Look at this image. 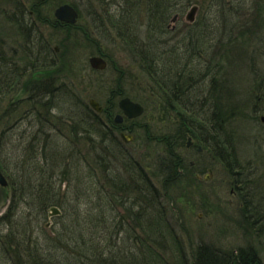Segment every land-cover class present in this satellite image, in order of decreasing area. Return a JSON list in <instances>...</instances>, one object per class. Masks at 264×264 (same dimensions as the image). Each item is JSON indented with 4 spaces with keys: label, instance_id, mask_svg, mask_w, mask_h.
I'll use <instances>...</instances> for the list:
<instances>
[{
    "label": "rangeland",
    "instance_id": "1",
    "mask_svg": "<svg viewBox=\"0 0 264 264\" xmlns=\"http://www.w3.org/2000/svg\"><path fill=\"white\" fill-rule=\"evenodd\" d=\"M44 1L0 0V133L5 134L4 156L9 166L15 169L20 158L26 161L27 156L21 155L23 145L18 143L17 137L20 134L29 135L30 128L24 122L25 118L22 120L21 117L31 109L32 101H37L42 92L46 91L44 86H47L48 80L55 81L53 86L51 83L49 85L51 92L62 83V80H65V83L74 82L77 88L75 91L79 94L81 92L82 95L77 93L81 98H77L76 102L89 105L91 100H95L104 111L112 106L113 120L120 114L118 108L120 100L131 98L145 108L143 117L136 121L137 125L147 127L145 130L137 131L135 140L125 150L144 168L150 182L156 188L157 195L152 207L165 213L164 218L175 231L176 238L179 239L176 241L182 244L189 264L193 263L194 256L201 246L216 249L223 254L255 252L264 264V145L260 147L256 145L254 137L258 130L251 120L252 115L245 109L247 104H251L254 96L252 89L260 84L264 87V0L222 2L220 7L227 10L226 17L223 18V23L228 26L227 30L229 31L233 23V34L237 28L243 31L238 34L239 50L230 45L231 43L228 44L229 42L222 48L218 44L220 41L215 40L218 35L222 38L221 34H205L202 39L199 34L196 36L192 34L196 40L193 45L197 49L195 62L201 60L204 66L206 63L215 62L212 60L220 57L221 52L225 55L224 78L221 77V81H225L227 86L223 88V97H228V100L230 97L233 113L228 117L232 121V128L228 124V129L232 131L224 136L229 139L234 154L246 170V174L244 173L240 180L243 182L244 192L250 195L248 206H253L252 211L246 213L244 211L247 204L239 195L234 194L235 178L226 173L218 159L215 160L210 155L204 143L194 138V146L188 148V139L193 136L188 134L183 141L171 145V149L164 143L158 144L162 138H175L180 125L173 117L174 114L162 104L163 100L152 82L139 69L137 59L130 56L129 51L116 36V31L114 29L112 31L110 25L104 21L106 20L103 19L104 10L108 9L115 15L119 7L117 8L114 3L104 7L96 0ZM21 2L23 5L24 2L37 3L33 17L37 21L35 31H31L30 23L24 20L22 22L26 26L25 31L30 29V33L22 32L23 28L21 30L18 23L17 16L20 12L16 7ZM235 3L239 4L236 10L240 15L237 19L229 21L232 15L228 10L236 8ZM64 4H70L77 10L80 16L77 23L79 28L70 30L57 27L54 13ZM147 4L148 0H143V12L147 9ZM195 5L199 8L195 22L204 16L211 19L218 8L209 7L207 0L190 1L184 5L182 12L171 16L168 22L170 30H173L169 38L167 37L171 46L177 44L179 48L188 47L187 43L190 42L186 37L190 35L187 33L191 30V22L187 21L186 17ZM29 7L30 5L27 6ZM208 22L212 23L211 20ZM98 24L101 25L100 31L97 29ZM222 35L224 37V34ZM41 49L45 52L43 55H40ZM99 55L108 62V68L103 74L92 69L89 62L90 58ZM55 62L57 65L51 67ZM217 62L221 63L218 58ZM7 79L13 81L8 85V89L5 88ZM191 90H195V95L193 93L187 98L192 103L195 102L194 99L199 103L200 100L204 102L212 92L210 87L204 88L201 85H196ZM57 102L62 103L61 98ZM68 103L66 100L67 106ZM210 108L205 102L202 108L197 104L195 111H201L199 118L202 119L212 114ZM46 111L44 113L48 116L47 119L54 123L53 129L50 128V134L54 135L56 127L60 138L69 135L70 126L64 125L62 116L57 111L55 114L53 111L49 113ZM105 115H102L103 122L108 121L109 115ZM213 135V132L208 131L206 139ZM39 141L43 146L42 140ZM198 147H201L202 151L199 152ZM88 158V161L94 163L92 161L95 157L89 155ZM166 165L175 167V169L173 167L175 179L163 172V169L169 170ZM210 168L213 170L212 174L208 170ZM60 177L59 188L65 190L66 178L59 175L58 180ZM100 181V184H104L107 180L102 176ZM8 186L0 185V220L10 204L11 192ZM85 201L87 202L85 206H88L89 202L86 199ZM50 210L39 225L36 217L32 218L30 228L41 240L50 232L56 231L58 227L55 222H60L59 219L56 220L57 215L48 217ZM24 213L27 211L23 209L22 214ZM25 219L27 222L28 217H24L23 220ZM48 223H51V227L46 229ZM7 229L5 223L0 224V264H12L15 260L4 252L5 243L2 236ZM176 249V243H173L163 253L169 264H181L175 255Z\"/></svg>",
    "mask_w": 264,
    "mask_h": 264
},
{
    "label": "trees",
    "instance_id": "2",
    "mask_svg": "<svg viewBox=\"0 0 264 264\" xmlns=\"http://www.w3.org/2000/svg\"><path fill=\"white\" fill-rule=\"evenodd\" d=\"M96 1L104 7L109 3L119 7L115 15L108 9L104 10V21L112 31H116V36L130 56L137 59L139 69L152 82L163 100L162 104L174 114L173 117L180 125L175 138H162L158 144L164 143L171 149V145L192 134L216 155L227 173L235 178L239 190L244 192L240 177L246 174V170L234 154L229 139L225 137L232 131L228 129V124L232 128V121L228 117L233 113L230 97L229 100L228 97H223V88L227 86L225 81H221V77L224 78L225 55L221 52L220 57H213L212 61L215 62L204 66L201 60H194L197 49L193 45L196 40L192 34H199L201 39L205 34H221L222 38L218 35L215 40L220 41L218 44L222 48L229 42L239 50L238 34L243 31L237 28L233 34L232 22L229 31L227 30L228 26L223 23L227 10L220 7L224 0H207L209 7L218 8L212 18L210 16L211 19L204 16L191 24V30L187 33L190 35L186 37L190 43H187L188 47L181 48L177 44L170 45L168 38L173 30H170L168 22L171 16L182 12L184 5L195 0H148L145 12L143 0ZM235 4L236 8L228 10L232 15L229 21L240 15L236 10L239 4ZM56 24L58 28H79L77 24L59 21ZM97 29L100 31V24ZM42 51L41 49L40 55L45 53ZM217 58L221 63L217 62ZM56 65L55 62L51 67ZM7 80L6 89L13 82ZM48 82L44 86L46 91L42 92L37 101H32L31 109L21 117L22 120L25 118L24 122L30 132L27 136L20 134L17 137L18 143L23 145L21 155L27 157L26 161L20 158L15 169L9 166L4 156L5 134L0 133V168L8 180L11 192L9 207L0 220V224L8 226L7 232L2 236L4 252L11 259L13 257L19 260L15 264H169L163 253L168 246L176 243L175 255L181 264H189L182 244L176 241L179 239L176 238L175 231L164 218L165 213L152 207L157 195L156 188L144 168L125 150L131 144H124L119 132L126 128L127 123L118 125L114 122L111 116L114 110L112 106L103 111V116L109 115L108 121L103 122L102 115L88 104L76 102L82 95L75 91L77 88L74 82L65 83L62 80L61 84L53 88V92L49 85L51 83L53 86L55 81ZM196 85L210 87L212 91L209 97L205 96L204 102L200 100L201 108L205 102L210 105L212 114L209 117L199 118L201 111H195L196 103L187 98L188 91H192ZM60 98L62 103L57 102ZM66 100L69 102L68 106ZM44 111H53L54 114L57 111L62 116L64 121L60 119L64 125L70 126L69 135L60 138L56 127L54 135L50 134L54 123L47 119ZM208 131L214 135L207 137V140ZM39 140H42L43 146ZM37 141L39 142L35 144ZM89 155L95 157L91 160L94 163L88 161ZM173 167L170 166L168 171L163 169V172L175 179ZM59 175L66 178L65 190L59 188ZM102 176L107 180L104 184H100ZM85 199L89 202L88 206H85ZM53 207L61 210L60 217L56 218L60 222H55L58 228L41 240L30 228L32 218L35 216L39 225ZM23 209L27 213L22 214ZM24 217H28L27 222L26 219L23 220ZM50 227L48 223L45 228ZM192 262L263 264L255 252L223 254L204 246L200 247Z\"/></svg>",
    "mask_w": 264,
    "mask_h": 264
},
{
    "label": "flooded vegetation",
    "instance_id": "3",
    "mask_svg": "<svg viewBox=\"0 0 264 264\" xmlns=\"http://www.w3.org/2000/svg\"><path fill=\"white\" fill-rule=\"evenodd\" d=\"M28 5H30L29 8H27ZM36 6H37V3H35V4H27V3L24 2V5H23L22 2H21V4L16 7L17 11L20 12L18 14V16H17L18 19H19L18 23L20 25V28L24 29V31H23L24 33H27V32L30 33L31 31H35L37 21H35V18H33V17L35 16ZM15 12H16V10H15ZM29 18H30V22H29ZM23 20L27 21L28 23L31 24V27H30L31 31H30V29H28V31L25 32L26 26H24L22 24ZM256 88H257L258 91L263 90V91H260L261 95L252 96V100L250 102L251 104H249V105L247 104L245 109L248 111V114L252 115V119L251 120L254 122L255 126L257 127L258 132H257L256 136L254 137V140H255L256 145H258L260 147V145H264V87H263L262 84H260V85H257ZM123 121H124V123H127V126H126V128H122L123 130H121V134H124V133H128L129 134L131 132H134V128L136 126V121L137 120L136 119L130 120V119L124 118ZM129 126H131L132 128H129ZM194 138H196V137L190 136L189 139L191 141H194ZM188 145H189V148H192V146H194V143L191 142V143H188ZM201 149H202L201 147H198L197 150L200 152V151H202ZM208 150L210 151V155L215 160L218 159L216 157V155L210 149H208ZM218 162H219V160H218ZM219 163H220L221 167L227 173V170H226L225 166L222 165L221 162H219ZM208 170H209V172L211 174L213 173V170L211 168L208 169ZM234 188H236V190L234 189V194L239 195V197L242 198L245 201V203L248 205V197L250 195H248V193L245 195L244 192H241V190H239L240 187H239L238 184H235ZM254 199H255V197L253 198V200ZM250 200H251V197H250ZM245 208L246 209H245L244 212L246 213L248 211H252L253 206L250 207V208H249V206L248 207L245 206Z\"/></svg>",
    "mask_w": 264,
    "mask_h": 264
},
{
    "label": "water",
    "instance_id": "4",
    "mask_svg": "<svg viewBox=\"0 0 264 264\" xmlns=\"http://www.w3.org/2000/svg\"><path fill=\"white\" fill-rule=\"evenodd\" d=\"M199 8L198 6H194L191 8L189 13L187 14V21L194 22L196 18V14L198 12ZM55 17L62 22L68 23V24H75L77 20L78 13L75 10L74 7H72L69 4L62 5L58 7L55 11ZM90 65L93 69L104 71L107 68V62L102 57H92L89 60ZM91 107L98 113H101L103 111V108L99 106L98 102L95 100L90 101ZM119 108L123 112L124 116L128 117L129 119H135L143 114L144 108L142 105L138 103H133L130 99L124 98L119 102ZM116 123H121L123 121V116L118 115L115 118ZM125 142H130L133 138L132 136L122 135ZM210 179V178H207ZM0 185L3 187L8 186V181L6 177L4 176L3 172L0 169ZM54 213H58L57 209H53Z\"/></svg>",
    "mask_w": 264,
    "mask_h": 264
},
{
    "label": "bare ground",
    "instance_id": "5",
    "mask_svg": "<svg viewBox=\"0 0 264 264\" xmlns=\"http://www.w3.org/2000/svg\"><path fill=\"white\" fill-rule=\"evenodd\" d=\"M195 6H197V5H195ZM193 7H194V6H193ZM77 13H78V12H77ZM79 18H80V16H79V14H78V16H77V20H76V23L79 22ZM118 92H119V91H118ZM191 92H192V93H191ZM193 93H194V95H195V91H188V95H191V94L193 95ZM252 93H253L254 96H256V95H260V91H258L256 87L254 88V90L252 89ZM126 98H128V97H126ZM123 99H124V98H123ZM128 99H130L133 103H138V102L132 100L131 98H128ZM120 101H121V100H120ZM194 101H195L196 105H197V104L200 105V103H199V101H197V99H194ZM138 104H140V103H138ZM228 104H229V103H228ZM140 105H141V104H140ZM144 113H145V108H144V112H143V114L140 115L139 117L135 118V119H136V120L140 119L141 117H143ZM146 127H147V126H145V125H141V124L137 125V123H136V126H135V128H134V132H131V133H129V134L135 139L136 136H137V131H139L140 129H141V130H145ZM247 207H248V205H247ZM249 208H250V207H249ZM53 209H57V210H58V213H54V212H53ZM247 209H248V208H247ZM54 215H57V216H60V215H61V210H60L58 207H53V208H51V210H50V212H49V217H53ZM49 225H51V223H50ZM33 256H34V255H33ZM30 259H32V257H31ZM18 262H19V260H14V261H13L14 264H15V263H18Z\"/></svg>",
    "mask_w": 264,
    "mask_h": 264
}]
</instances>
